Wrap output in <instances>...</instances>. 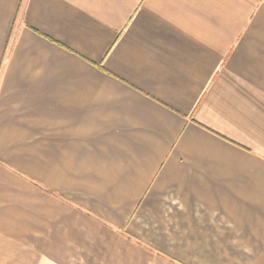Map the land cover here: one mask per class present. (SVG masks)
<instances>
[{
  "label": "crops",
  "instance_id": "obj_1",
  "mask_svg": "<svg viewBox=\"0 0 264 264\" xmlns=\"http://www.w3.org/2000/svg\"><path fill=\"white\" fill-rule=\"evenodd\" d=\"M0 264H264V0H0Z\"/></svg>",
  "mask_w": 264,
  "mask_h": 264
}]
</instances>
